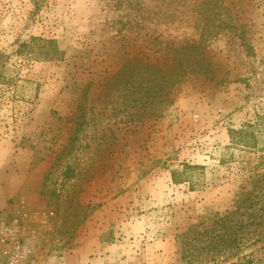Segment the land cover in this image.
<instances>
[{
  "label": "rangeland",
  "instance_id": "374dc122",
  "mask_svg": "<svg viewBox=\"0 0 264 264\" xmlns=\"http://www.w3.org/2000/svg\"><path fill=\"white\" fill-rule=\"evenodd\" d=\"M0 160L32 264H264V200L232 254L180 243L264 173V0H0Z\"/></svg>",
  "mask_w": 264,
  "mask_h": 264
},
{
  "label": "trees",
  "instance_id": "16d2710c",
  "mask_svg": "<svg viewBox=\"0 0 264 264\" xmlns=\"http://www.w3.org/2000/svg\"><path fill=\"white\" fill-rule=\"evenodd\" d=\"M39 1L40 0H33V3L36 5ZM174 57L175 56H173V58ZM172 63V65L170 64L169 66L163 67L165 68L164 72L161 68L156 67L158 71L156 81L153 82V84L144 86L145 89L162 90L164 88L163 81L169 80V78L172 79L169 82L170 86L177 83V79H180L181 75L186 72V66L180 58H177L176 62ZM177 74L178 78H176ZM163 76H168L169 78H164ZM253 128L254 124H247L242 128L231 130V141L236 145L241 144L247 148H254L257 144V137ZM184 166L195 167L191 164H185ZM171 175L174 182L185 181L183 171L174 170ZM186 181H189V184L193 187L191 180ZM247 184L251 185V189L244 190L242 197L234 202L230 210H226L223 214H215L208 229L194 231V236L192 237L188 235V232L180 234L182 257L195 252L196 254L201 253L205 249L217 254V257L225 253L232 254L235 250L240 248V244H242L244 240L254 235L256 229H252L249 226L253 223L252 219L255 217V212H249V208L252 207L254 210H260V208H254V206L258 203L262 204L264 200V173L256 175V179H252ZM191 240L200 242V245L196 246L197 244H192ZM239 263L241 264V262ZM239 263L231 262L229 264Z\"/></svg>",
  "mask_w": 264,
  "mask_h": 264
},
{
  "label": "crops",
  "instance_id": "0c3cea01",
  "mask_svg": "<svg viewBox=\"0 0 264 264\" xmlns=\"http://www.w3.org/2000/svg\"><path fill=\"white\" fill-rule=\"evenodd\" d=\"M19 195L38 199L39 187L34 185L29 188L27 172H18L13 166H7L0 160V220L14 210ZM0 264H3L1 260Z\"/></svg>",
  "mask_w": 264,
  "mask_h": 264
},
{
  "label": "built area",
  "instance_id": "2783aa9c",
  "mask_svg": "<svg viewBox=\"0 0 264 264\" xmlns=\"http://www.w3.org/2000/svg\"><path fill=\"white\" fill-rule=\"evenodd\" d=\"M0 259L5 264H32L33 250L22 236V220L5 217L0 220Z\"/></svg>",
  "mask_w": 264,
  "mask_h": 264
}]
</instances>
